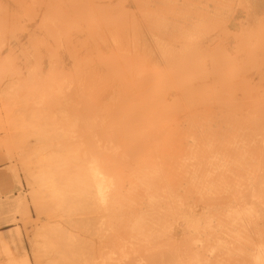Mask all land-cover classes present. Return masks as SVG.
<instances>
[{"label": "bare ground", "instance_id": "obj_1", "mask_svg": "<svg viewBox=\"0 0 264 264\" xmlns=\"http://www.w3.org/2000/svg\"><path fill=\"white\" fill-rule=\"evenodd\" d=\"M141 11V0H0V85L31 110L21 121L0 86V125L9 142L34 136L22 161L35 206L75 231L50 232L58 264H264V96L217 84L168 99L174 74L204 70L182 59L144 81Z\"/></svg>", "mask_w": 264, "mask_h": 264}, {"label": "rangeland", "instance_id": "obj_2", "mask_svg": "<svg viewBox=\"0 0 264 264\" xmlns=\"http://www.w3.org/2000/svg\"><path fill=\"white\" fill-rule=\"evenodd\" d=\"M141 7L143 80L151 76L153 67L172 76L182 59L196 72L204 70L184 79L174 74L164 91L168 99L185 93L198 95L217 84L231 87L223 93L264 96V0H141ZM146 7L153 9L154 27L150 21L147 24ZM33 24L12 40L11 49L5 44L2 54L25 43ZM165 46L169 49L166 56L161 52ZM46 67L43 63V69ZM0 86L7 92V107L27 123L31 110L17 102L14 86L6 81ZM5 116L0 99V117ZM6 125H0V264H58V255L48 243L52 242L50 232L60 226L75 231L36 208L35 184L22 161V155L35 145L34 136L26 133L21 141L14 138L9 142Z\"/></svg>", "mask_w": 264, "mask_h": 264}]
</instances>
